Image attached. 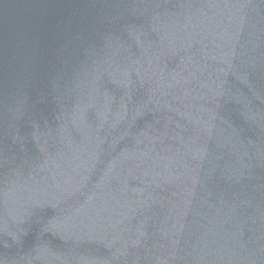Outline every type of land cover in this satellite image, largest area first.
I'll use <instances>...</instances> for the list:
<instances>
[{"label": "water", "instance_id": "95a60500", "mask_svg": "<svg viewBox=\"0 0 264 264\" xmlns=\"http://www.w3.org/2000/svg\"><path fill=\"white\" fill-rule=\"evenodd\" d=\"M0 264H264V0H0Z\"/></svg>", "mask_w": 264, "mask_h": 264}]
</instances>
